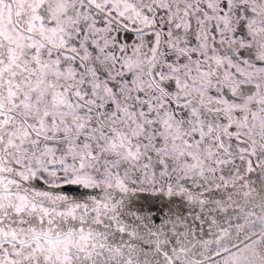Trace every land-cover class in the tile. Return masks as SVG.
<instances>
[{"label":"snow or ice","instance_id":"obj_1","mask_svg":"<svg viewBox=\"0 0 264 264\" xmlns=\"http://www.w3.org/2000/svg\"><path fill=\"white\" fill-rule=\"evenodd\" d=\"M264 243V0H0V264H232Z\"/></svg>","mask_w":264,"mask_h":264},{"label":"flooded vegetation","instance_id":"obj_2","mask_svg":"<svg viewBox=\"0 0 264 264\" xmlns=\"http://www.w3.org/2000/svg\"><path fill=\"white\" fill-rule=\"evenodd\" d=\"M261 249H264V243L253 247L252 252H243L237 254L235 262L232 264H242L249 260V264H264V252H259Z\"/></svg>","mask_w":264,"mask_h":264},{"label":"water","instance_id":"obj_3","mask_svg":"<svg viewBox=\"0 0 264 264\" xmlns=\"http://www.w3.org/2000/svg\"><path fill=\"white\" fill-rule=\"evenodd\" d=\"M260 241L256 240L251 233H249L247 236L242 238V247L240 248L239 252L241 251H252L253 247H256L260 245ZM259 252H264V249H261ZM237 259V258H235ZM235 259L232 263L235 262ZM242 264H249V260L242 263Z\"/></svg>","mask_w":264,"mask_h":264}]
</instances>
